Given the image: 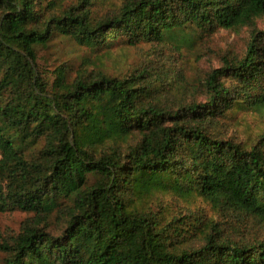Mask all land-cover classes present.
<instances>
[{
  "label": "trees",
  "instance_id": "obj_1",
  "mask_svg": "<svg viewBox=\"0 0 264 264\" xmlns=\"http://www.w3.org/2000/svg\"><path fill=\"white\" fill-rule=\"evenodd\" d=\"M262 19L264 0H0V212L28 214L1 264H264V127L224 135L237 111L264 119ZM245 27L243 55L190 88L168 54L117 73L99 59ZM56 37L93 59L39 64Z\"/></svg>",
  "mask_w": 264,
  "mask_h": 264
},
{
  "label": "rangeland",
  "instance_id": "obj_2",
  "mask_svg": "<svg viewBox=\"0 0 264 264\" xmlns=\"http://www.w3.org/2000/svg\"><path fill=\"white\" fill-rule=\"evenodd\" d=\"M109 2L118 3L119 0H109ZM109 4L98 5L96 9L108 7ZM264 20L257 21V27L262 28ZM250 29L242 28L237 32L219 29L209 36L198 37L193 49L181 48L179 51L174 48L162 49L149 45H141L136 48L123 49L120 47L111 49L110 52L99 56L104 69L111 73L124 71L132 62L138 63L145 58L156 57L158 55L168 54L172 61V69L178 72L182 79L186 80L187 88L191 84H197L206 71L221 64L223 57H240L243 55L246 42L249 37ZM197 37V36H196ZM93 57L86 51L67 38L56 37L50 41L49 45L38 51V63L45 67H52L53 64L66 62L70 65H79L80 62L88 59L80 57L85 55ZM200 100L202 96H198ZM264 127L263 116L259 113L237 111L230 119L225 120L224 135L232 137L237 141L250 143ZM162 201L167 204L172 212L179 211H198V214H204L206 218H215L216 214L207 203L201 200L184 201L174 197L172 194H166ZM28 214L19 210L11 212H0V243L9 238L18 231L22 221ZM254 223V222H253ZM252 223V229L264 236V227L256 228ZM4 254L0 251V264L3 261Z\"/></svg>",
  "mask_w": 264,
  "mask_h": 264
}]
</instances>
